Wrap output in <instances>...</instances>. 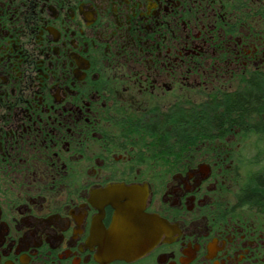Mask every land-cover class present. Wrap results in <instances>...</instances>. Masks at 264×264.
I'll use <instances>...</instances> for the list:
<instances>
[{
  "label": "flooded vegetation",
  "instance_id": "obj_1",
  "mask_svg": "<svg viewBox=\"0 0 264 264\" xmlns=\"http://www.w3.org/2000/svg\"><path fill=\"white\" fill-rule=\"evenodd\" d=\"M254 181L264 0H0V264H264Z\"/></svg>",
  "mask_w": 264,
  "mask_h": 264
},
{
  "label": "water",
  "instance_id": "obj_2",
  "mask_svg": "<svg viewBox=\"0 0 264 264\" xmlns=\"http://www.w3.org/2000/svg\"><path fill=\"white\" fill-rule=\"evenodd\" d=\"M141 188L124 183L112 184L101 191L107 203L113 204L119 211L116 235L119 244L128 246L132 251L143 249L150 244L152 235L163 223L155 225L148 214L142 212Z\"/></svg>",
  "mask_w": 264,
  "mask_h": 264
},
{
  "label": "trees",
  "instance_id": "obj_3",
  "mask_svg": "<svg viewBox=\"0 0 264 264\" xmlns=\"http://www.w3.org/2000/svg\"><path fill=\"white\" fill-rule=\"evenodd\" d=\"M253 103V102H252ZM244 104H246L247 106H250V101L246 98L245 100H244ZM253 187L255 188V190L257 191V192H259L260 191V193L259 194H261V195H263L264 196V183L263 182H258V181H254L253 182Z\"/></svg>",
  "mask_w": 264,
  "mask_h": 264
}]
</instances>
